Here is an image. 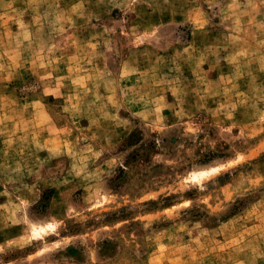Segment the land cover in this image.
<instances>
[{
    "label": "rangeland",
    "instance_id": "obj_1",
    "mask_svg": "<svg viewBox=\"0 0 264 264\" xmlns=\"http://www.w3.org/2000/svg\"><path fill=\"white\" fill-rule=\"evenodd\" d=\"M0 264H264V0H0Z\"/></svg>",
    "mask_w": 264,
    "mask_h": 264
},
{
    "label": "clouds",
    "instance_id": "obj_2",
    "mask_svg": "<svg viewBox=\"0 0 264 264\" xmlns=\"http://www.w3.org/2000/svg\"><path fill=\"white\" fill-rule=\"evenodd\" d=\"M201 175H205V174L202 173ZM193 179L195 180V179H198V178L197 177H193Z\"/></svg>",
    "mask_w": 264,
    "mask_h": 264
}]
</instances>
